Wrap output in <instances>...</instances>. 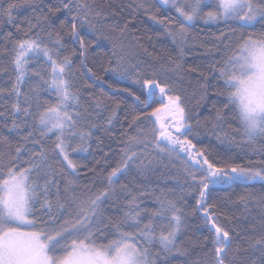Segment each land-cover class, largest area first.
I'll list each match as a JSON object with an SVG mask.
<instances>
[{
	"label": "snow or ice",
	"instance_id": "6c2138e0",
	"mask_svg": "<svg viewBox=\"0 0 264 264\" xmlns=\"http://www.w3.org/2000/svg\"><path fill=\"white\" fill-rule=\"evenodd\" d=\"M158 2L174 7L178 14L175 23L179 27L175 30L169 28L166 21L170 23L171 17L159 19L153 15L150 18L164 25L173 42L180 45L186 42L188 31L197 19H203L206 24L221 20L237 23V27L230 29L232 36H225L221 32V36L217 38L223 45L226 58L212 65V70L218 73L217 80L223 81L222 87L217 88L216 92L226 98L224 108L235 112L234 118L240 125L236 131H242L245 142L251 144L258 138L264 139V31L258 37L254 35V31H248L255 30L257 24L264 29V0ZM24 6L31 8L33 13L36 12L35 0H13L6 8L3 7V0H0V21L13 24L18 32L21 31L20 26L14 24L13 11ZM205 8L208 10L205 11ZM62 10H67L71 15V24L69 26L65 20H61L60 26L66 28L72 41L79 44L80 55L85 58L80 61V68H87L85 60L89 43H97L98 47H102L103 40L111 41V37L104 35H98L94 41H87L81 35L80 29L85 26L94 32L101 31L90 19V16L100 17L101 13L95 12L81 0H59V6L49 7L48 12L55 16ZM35 19L36 23H33L26 18L28 27L23 29L24 38L11 41V72L7 67H0V72L8 74L11 83L10 87H0V99L14 98L11 114L29 118L25 124L32 130L22 139L33 145L31 149L23 145L17 146L12 161L6 166H0V264H157L158 260L162 264H170V258L175 255L187 256V249L178 244L183 228L184 209L176 199H169L167 196L155 197L158 207L151 209L141 207L142 201L137 196H131L122 218L109 219L114 229L112 239H108L105 231L99 227L103 223L101 204L116 195L113 184L118 179V174H123L130 163H135L137 153L131 151L133 145L143 144L147 147L146 139L129 137V142L121 150V163L112 168L103 189L77 196L72 190L75 181L68 179L64 186V202H61L60 188L55 180L57 171L48 163L49 152L45 151L42 141L55 135L54 147L50 149L54 154L51 158L59 163L61 172L77 177L79 165L72 154L87 151L85 145L96 125L88 124L81 111V90L72 80L74 63L71 56L75 55V50H72L71 55L63 54L62 49L66 45L60 32L49 31L45 42L40 35L43 31L40 26L41 16H36ZM42 19L50 23L48 15H42ZM38 28L40 31L33 32V29ZM126 28L127 24L120 31L124 32ZM237 28L240 30L239 35H236ZM11 36L12 33L9 32L8 38ZM225 40L227 43H224ZM116 47L113 44L112 58L108 60V66H102L103 71L131 75L125 57L117 53ZM87 71L96 80L102 79L91 68H87ZM134 82L140 83L144 90L143 99L130 93L139 105L149 108L156 102L159 93L160 106L152 108L151 112L133 115L131 123L139 121L141 115L150 120L156 148L169 155L175 154L183 161L185 172L190 177L191 184L195 185L193 191L199 193L196 200L197 211L203 210L204 227L209 233L205 242L210 244L204 253L203 264H233L229 260L233 237L208 212V192L210 186L229 181L264 183V168L240 165L218 167L210 161L205 150L198 149L188 138L193 134V126L189 123L181 97L168 94V85L155 78L141 79L139 72H136ZM41 93L54 97V100L42 98ZM113 103L115 107L107 117L109 125L116 119V110L121 102ZM102 105L103 101L96 98L95 107L100 108ZM6 112L7 108L5 112H0V116H4ZM216 119L221 122L224 120V113L219 109ZM4 127L11 132L18 131L20 125L13 120L11 127L7 124ZM36 145L40 146L39 151H35ZM22 152L28 153L27 160L22 159ZM24 164L27 166H22ZM121 187L122 190L126 188ZM52 188L56 189L55 205L49 199ZM179 199L182 200L183 197ZM53 207L56 209L55 213ZM41 209L46 211L38 215ZM261 229L259 238H253L250 244L255 258L249 257L246 264H264V222ZM153 249H156L155 253Z\"/></svg>",
	"mask_w": 264,
	"mask_h": 264
},
{
	"label": "trees",
	"instance_id": "16d2710c",
	"mask_svg": "<svg viewBox=\"0 0 264 264\" xmlns=\"http://www.w3.org/2000/svg\"><path fill=\"white\" fill-rule=\"evenodd\" d=\"M9 2L13 0H3V7L6 8ZM35 2L37 5L35 13L27 6L13 11L14 24L19 25L21 31L18 32L13 24L0 21V67H7L11 72V41L24 38L23 29L28 27L26 18L36 23L35 17L41 16L40 26L43 31L40 35L45 42L48 40L49 31L60 32L66 45L65 49H62L63 54L71 55L72 50H75V55L71 56L74 63L72 80L81 90V111L84 112L88 124L96 125L92 128V136L85 145L87 151L72 154L79 165L77 177H70L61 172L59 163L51 158L54 154L50 149L54 147L55 135H50L42 141L45 151L49 152L48 163L57 171L55 180L60 188L61 202H64V186L68 179L75 181L72 190L77 196L89 195L103 189L107 185V176L112 168L121 163L123 155L121 150L129 142V137L146 139L147 147L143 144L133 145L131 151L137 153L135 163H130L123 174H118V179L113 184L116 195L101 204L103 223L99 227L105 231L108 239L114 238V229L109 219L122 218L123 212L127 210V200L131 196H137L142 201L141 207L150 209L158 207L155 197L167 196L169 199H176L184 209L183 228L178 244L183 249H187L188 255H175L170 258V264H203L204 253L210 247V244L205 242V237L209 233L204 227L203 210L197 211L196 200L199 198V193L193 191L195 185L191 184L184 164H179L174 158L175 154L169 155L156 148L152 133L153 125L146 116L141 115L139 121L135 124L131 123L133 115L148 113L152 108L160 106L159 93L156 102L147 109L139 105L130 93L141 96V99L144 98L141 84L134 82L136 72L140 73L141 79L155 78L162 84H167L168 94L181 97L189 123L193 126V134L188 138L198 149L206 151L211 162L218 167L240 165L264 168L262 163L264 139L258 138L251 144L245 142L242 131H236L240 125L234 118L235 112L230 108H224L226 98L217 95L216 92L217 88L222 87L223 81L217 80L218 73L212 70V65L226 58L223 45L217 38L221 36V32L225 36H232L230 29L237 27V23L221 20L218 23L206 24L204 20L197 19L188 31L186 42L180 45L173 42L164 25L150 18L153 15L159 19L171 17L170 23L166 21L169 28L175 30L179 27L175 23L178 15L175 9L164 7L158 0H81L82 3L90 5L95 12L101 13L100 17L90 16L101 31L94 32L85 26L80 29L81 35L85 36L87 41L96 40L98 35L111 37V41L107 39L102 41V47H98L97 43L88 45L85 63L87 68H91L102 77L101 80H96L87 68H80V61L85 59L80 55V46L72 41L67 29L60 26L61 20H65L70 26L71 15L67 10H62L55 16L48 12L49 7L59 6V0H35ZM207 10L205 8V11ZM42 15H48L50 23L44 21ZM125 24L127 28L121 32L120 29L124 28ZM36 31L40 29H33V32ZM248 31H254V35L258 37L264 29L257 24L255 30ZM9 32L12 33L11 38H8ZM239 33L240 30L237 28L236 35ZM224 43L227 41L225 40ZM113 44L117 45L115 49L117 53L125 57L131 75L103 71V67L108 66V60L112 58ZM228 54L230 55L231 52L229 51ZM10 86L8 74L0 72V87ZM24 91H27V88H24ZM41 96L45 98L47 94L41 93ZM47 98L54 100V97ZM96 98L103 101L100 108L95 107ZM114 101L121 103L116 110V119L109 125L107 117L115 107ZM13 102L14 98L0 99V112H5L7 108L5 115L0 116V166H6L12 161L17 146L33 148L31 143H25L22 139L32 130L25 124L29 118L20 114L13 116L11 114ZM218 109L224 113L222 122L216 119ZM13 120L20 125V128L18 131L9 132L4 125L11 127ZM197 121L200 123L197 124ZM75 146L74 143L73 147ZM39 150L40 146L36 145L35 151ZM22 159H28L27 152H22ZM39 182L43 183V180ZM121 186L126 188L122 190ZM55 192L56 189L52 188L49 194L53 205L56 203ZM141 193L144 195L141 196ZM181 196L182 200L179 199ZM262 197H264V183L259 181L247 183L229 181L210 186L207 197L208 212L213 214L217 222L228 229L233 237L229 251V260L233 261V264H246L249 257L255 258L252 256L250 244L253 238H259L262 232L261 224L264 222ZM45 211L41 209L38 215ZM55 211L53 207V212ZM44 218L47 219V216ZM104 242L107 243V240ZM152 251L155 253L156 249ZM157 264H162V261L158 260Z\"/></svg>",
	"mask_w": 264,
	"mask_h": 264
},
{
	"label": "rangeland",
	"instance_id": "374dc122",
	"mask_svg": "<svg viewBox=\"0 0 264 264\" xmlns=\"http://www.w3.org/2000/svg\"><path fill=\"white\" fill-rule=\"evenodd\" d=\"M164 7H171V8H173L174 9V7H172V5L171 4H169V5H163ZM203 20V19H202ZM223 21V20H222ZM160 98V97H159ZM158 98V99H159ZM165 103H167V101L165 100L164 101ZM158 127V126H157ZM174 158L179 162V164H184L183 163V161L181 160V159H179L176 155H174ZM185 166V165H184Z\"/></svg>",
	"mask_w": 264,
	"mask_h": 264
}]
</instances>
